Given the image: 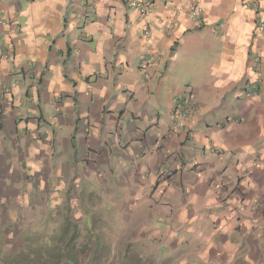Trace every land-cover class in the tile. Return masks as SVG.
<instances>
[{
  "label": "crops",
  "instance_id": "0c3cea01",
  "mask_svg": "<svg viewBox=\"0 0 264 264\" xmlns=\"http://www.w3.org/2000/svg\"><path fill=\"white\" fill-rule=\"evenodd\" d=\"M193 1L200 20L190 0L146 17L129 0H0L1 217L74 202L70 165H144L151 186L168 169L154 202L205 212L191 258L264 264V0ZM186 91L196 111L176 127Z\"/></svg>",
  "mask_w": 264,
  "mask_h": 264
},
{
  "label": "rangeland",
  "instance_id": "374dc122",
  "mask_svg": "<svg viewBox=\"0 0 264 264\" xmlns=\"http://www.w3.org/2000/svg\"><path fill=\"white\" fill-rule=\"evenodd\" d=\"M117 157L112 155L111 159ZM95 160L93 158L91 162ZM70 166L68 180L73 182L62 188L72 191L74 202L50 203L44 218L0 216V256L35 249L48 244L53 237H62L63 223L67 219L69 224L62 242L69 241L75 233L71 244L75 246V256L81 264H211L190 257L197 255L201 248L203 236L197 234V230L205 229L198 220L205 212L194 208L188 223L185 218H173L171 212L175 214V206L172 203L167 208L154 202L160 197V194L153 195L156 185L161 186L171 173L166 175L162 170L156 176L159 183L151 186L144 165ZM88 166L93 168L91 173L96 176L83 178ZM75 175L81 179H76ZM66 190L60 191L62 199L64 194L67 195ZM161 192L162 189L157 193ZM184 201V211H187L188 198ZM237 221L234 218V223L242 227L243 224ZM247 237L242 234L235 239L242 244ZM238 246L236 248L240 249ZM222 255L227 257L225 252ZM249 261L238 256L230 264H249ZM228 263L225 260L219 264ZM259 263L263 264L261 260Z\"/></svg>",
  "mask_w": 264,
  "mask_h": 264
},
{
  "label": "trees",
  "instance_id": "16d2710c",
  "mask_svg": "<svg viewBox=\"0 0 264 264\" xmlns=\"http://www.w3.org/2000/svg\"><path fill=\"white\" fill-rule=\"evenodd\" d=\"M69 221H64V235L53 237L48 244L35 249H25L24 251H14L5 256H0V264H81L75 256L74 243L75 233L69 241L63 243L67 233ZM67 239V238H66Z\"/></svg>",
  "mask_w": 264,
  "mask_h": 264
},
{
  "label": "built area",
  "instance_id": "2783aa9c",
  "mask_svg": "<svg viewBox=\"0 0 264 264\" xmlns=\"http://www.w3.org/2000/svg\"><path fill=\"white\" fill-rule=\"evenodd\" d=\"M133 6H135L138 14L141 17H146L149 14L152 13L153 7H154V1L155 0H129ZM94 11V4L88 3L86 5V13L91 14ZM187 14L193 19V20H200L202 15V9L201 6L196 3L193 0H190V5L187 10ZM10 20H7L5 18H2L0 16V27H4L9 25ZM172 25H169L171 27ZM258 27L264 29V21H261L258 23ZM153 63V59L151 56L144 59L143 65H149ZM252 88H254L253 85H251ZM196 111V104L193 96L188 92H183L180 94H177V96L174 99L173 107H172V118L176 120L175 125L176 127H182L184 124V120L191 115H194ZM171 172L166 169L164 170V174L169 175Z\"/></svg>",
  "mask_w": 264,
  "mask_h": 264
}]
</instances>
